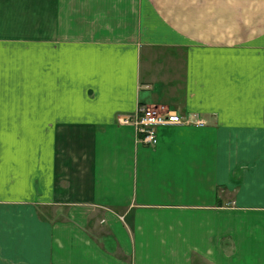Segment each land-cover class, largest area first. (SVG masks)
Instances as JSON below:
<instances>
[{
	"label": "crops",
	"instance_id": "obj_1",
	"mask_svg": "<svg viewBox=\"0 0 264 264\" xmlns=\"http://www.w3.org/2000/svg\"><path fill=\"white\" fill-rule=\"evenodd\" d=\"M0 264H264V0H0Z\"/></svg>",
	"mask_w": 264,
	"mask_h": 264
},
{
	"label": "built area",
	"instance_id": "obj_2",
	"mask_svg": "<svg viewBox=\"0 0 264 264\" xmlns=\"http://www.w3.org/2000/svg\"><path fill=\"white\" fill-rule=\"evenodd\" d=\"M119 126L132 127L135 139L142 145L154 147L157 145V128L171 125H192L203 127L202 119H190L181 117L175 111H171L162 105H137L135 111L130 114H118L115 118Z\"/></svg>",
	"mask_w": 264,
	"mask_h": 264
}]
</instances>
